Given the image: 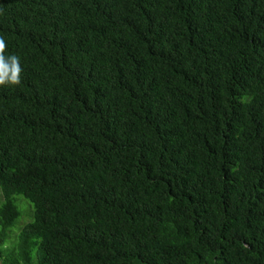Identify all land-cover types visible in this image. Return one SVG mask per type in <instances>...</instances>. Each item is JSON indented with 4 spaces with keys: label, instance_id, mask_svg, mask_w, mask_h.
Returning a JSON list of instances; mask_svg holds the SVG:
<instances>
[{
    "label": "trees",
    "instance_id": "1",
    "mask_svg": "<svg viewBox=\"0 0 264 264\" xmlns=\"http://www.w3.org/2000/svg\"><path fill=\"white\" fill-rule=\"evenodd\" d=\"M0 264H264V0H0Z\"/></svg>",
    "mask_w": 264,
    "mask_h": 264
},
{
    "label": "clouds",
    "instance_id": "2",
    "mask_svg": "<svg viewBox=\"0 0 264 264\" xmlns=\"http://www.w3.org/2000/svg\"><path fill=\"white\" fill-rule=\"evenodd\" d=\"M7 44L0 37V87L19 86L22 83L23 68L20 57L15 54L6 55Z\"/></svg>",
    "mask_w": 264,
    "mask_h": 264
}]
</instances>
